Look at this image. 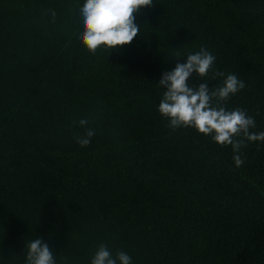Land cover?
<instances>
[{
    "label": "trees",
    "instance_id": "1",
    "mask_svg": "<svg viewBox=\"0 0 264 264\" xmlns=\"http://www.w3.org/2000/svg\"><path fill=\"white\" fill-rule=\"evenodd\" d=\"M84 3L0 0V264H26L36 238L56 264H91L101 244L132 264H264V142L237 167L230 145L158 111L162 74L204 47L246 85L222 106L264 132V0H153L131 44L95 55Z\"/></svg>",
    "mask_w": 264,
    "mask_h": 264
},
{
    "label": "clouds",
    "instance_id": "2",
    "mask_svg": "<svg viewBox=\"0 0 264 264\" xmlns=\"http://www.w3.org/2000/svg\"><path fill=\"white\" fill-rule=\"evenodd\" d=\"M152 5L153 0H85L79 9L83 32L78 39L93 55L102 45L112 51L131 44L140 32L135 14ZM52 16L55 18L56 13L52 12ZM186 57V63H177L173 70L162 74L159 85L164 92L158 111L173 130L192 127L199 133L210 135L219 145H230L235 165L239 167L244 163L241 150L248 143L264 142V132L250 131L256 126V121L247 115L246 110H228L222 106L246 85L235 74L213 69L216 57L204 47ZM210 70L213 80H221L219 86L209 87L207 82L189 84L194 73L203 78ZM78 124L84 129V134L76 137L77 143L86 147L91 143L95 130L89 127V119L82 118ZM24 251L26 264H56L54 251L43 238L29 241ZM91 264H132V257L122 250L113 256L107 245L101 244Z\"/></svg>",
    "mask_w": 264,
    "mask_h": 264
}]
</instances>
